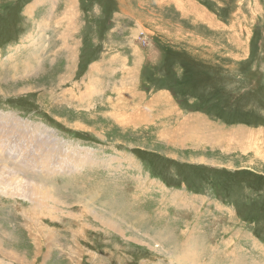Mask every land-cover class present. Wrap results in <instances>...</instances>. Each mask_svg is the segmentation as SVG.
Returning <instances> with one entry per match:
<instances>
[{
    "label": "rangeland",
    "instance_id": "1",
    "mask_svg": "<svg viewBox=\"0 0 264 264\" xmlns=\"http://www.w3.org/2000/svg\"><path fill=\"white\" fill-rule=\"evenodd\" d=\"M0 116V264H264V0H0Z\"/></svg>",
    "mask_w": 264,
    "mask_h": 264
},
{
    "label": "bare ground",
    "instance_id": "2",
    "mask_svg": "<svg viewBox=\"0 0 264 264\" xmlns=\"http://www.w3.org/2000/svg\"><path fill=\"white\" fill-rule=\"evenodd\" d=\"M180 3H181V2H180ZM74 8H75V7H74ZM74 8H73V9H74ZM74 10H75V9H74ZM74 10L71 11V12H70V15H69V16H71L72 18H73V16H74ZM203 14H204V13H203ZM203 14H202V15H203ZM203 16H204V15H203ZM205 17H207V15H206ZM207 18H208V17H207ZM201 19H203V18H201ZM203 20H204V19H203ZM206 20H207V19H206ZM68 22H69V21H68ZM207 22H208V20H207ZM150 107H151V106H150ZM152 108H153V107H152ZM149 110H151V109H149ZM137 111H138V110H137ZM141 112H142V111H141ZM138 113H139V112H138ZM148 113H149V112H148ZM148 113H147V114H148ZM173 114H174V113H173ZM144 116H145V115H144ZM147 116H148V115H147ZM0 118H1V116H0ZM144 119H145V118H144ZM147 119H148V117H147ZM189 121H190V119H189ZM186 122H188V121H186ZM191 122H192V121H191ZM191 122H189V123H191ZM194 123H195V122H194ZM187 124H188V123H187ZM188 125H189V124H188ZM166 127H167V126H166ZM182 129H183V128H182ZM191 129H192V128H190V130H191ZM187 131H188V130H187ZM190 132H193V131H190ZM183 133H185V132L183 131ZM187 133H188V132H187ZM241 133H242V132H241ZM165 134H166V132L163 130V131L161 132V135H162V136H165ZM179 134H180V132H179ZM238 134H240V133H238ZM246 134H247V133H246ZM166 136H167V135H166ZM176 136H177V135H176ZM176 136H174V137H176ZM181 136H182V135H181ZM192 136H193V135H192ZM187 137H188V136H187ZM184 138H185V137H184ZM191 138H192V137H191ZM187 139L190 140L189 138H187ZM233 139H234V141H236V142H237V141L240 142V141L238 140V138H236V137H232V140H233ZM185 140H186V139H185ZM240 140H241V139H240ZM247 140H248V139H247ZM176 141H178V140H176ZM180 141H181V140H180ZM180 141H179V142H180ZM183 141H184V140H183ZM230 141H231V140H230ZM245 141H246V140H245ZM245 141H244V142H245ZM249 141H250V140H249ZM246 142H247V141H246ZM246 142H245V143H246ZM241 145H243V143H242ZM15 158L18 160L19 157H15ZM24 159H25V158H24ZM19 161H20V160H19ZM27 161H28V159H27ZM30 161H31V160H30ZM35 161H36V160H35ZM35 161H34V162H35ZM32 162H33V160H32ZM18 163H20V162H18ZM23 164H26L27 166H29V164H28L27 162H23ZM20 166H22V165H20ZM27 166H26V167H27ZM33 174H34V173H33ZM35 175H36V174H35ZM3 179H4V177H3ZM37 191H38L39 193H43V194H44V195H41L42 197H44V198H50V197L47 196L46 193L42 192L41 190L37 189ZM32 192H33V190H32ZM34 192H35V188H34ZM113 227L115 228V226H113ZM113 227H111V228L113 229ZM190 247H191V246H190ZM179 253H180V252H179ZM7 254H10V253H7Z\"/></svg>",
    "mask_w": 264,
    "mask_h": 264
},
{
    "label": "crops",
    "instance_id": "3",
    "mask_svg": "<svg viewBox=\"0 0 264 264\" xmlns=\"http://www.w3.org/2000/svg\"><path fill=\"white\" fill-rule=\"evenodd\" d=\"M133 117L135 118V113H133ZM137 117L138 118H136L135 119V123H139V122H149V120H146V118L145 117H142V115H140V114H138L137 115ZM134 118H133V120H134ZM145 118V119H144ZM150 118H151V116H150ZM223 251V250H222ZM191 260H189L188 262H190ZM200 261V260H199ZM208 264V263H207Z\"/></svg>",
    "mask_w": 264,
    "mask_h": 264
}]
</instances>
